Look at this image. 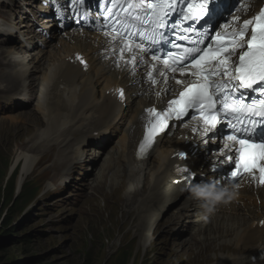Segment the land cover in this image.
Listing matches in <instances>:
<instances>
[{
  "label": "bare ground",
  "instance_id": "bare-ground-1",
  "mask_svg": "<svg viewBox=\"0 0 264 264\" xmlns=\"http://www.w3.org/2000/svg\"><path fill=\"white\" fill-rule=\"evenodd\" d=\"M2 3L8 1L13 2V0H0ZM44 0H42L43 2ZM54 2L55 0H51ZM100 0H89L86 3V7L89 10L91 7H93L95 4L99 3ZM87 12V13H88ZM2 14L6 15L5 11H1ZM50 13H47L45 17H42V19L48 17ZM94 17L96 15H93ZM76 18H78L76 14ZM80 20V19H79ZM49 24L48 30L50 32H53L55 30V25L52 22H47ZM1 34V33H0ZM68 36V37H67ZM9 39H7L8 41ZM5 41L3 37H0V82L5 81L6 86L3 88H0V92L3 94H8L10 97L9 99H12L15 95V97H21L20 101L18 102L17 106L24 103L29 104L31 100L37 95L36 92V81H38L40 78H38V72L41 71L40 66L37 63L32 64V68L28 67L26 64V59L23 58V64L24 69L21 71L14 70L13 66L15 63L19 60L18 57L12 56L11 58L8 56L9 51L6 49L7 46H3L2 43ZM59 42H61L64 47V51H69L70 53L74 50H81L82 52L86 53L89 61H90V69L85 71L82 69L81 66H79L76 63H69V84L73 85L80 79L88 80V79H94L96 77H103L104 79L97 83L96 85H92L90 89H93L95 93V99L101 103V107L103 110V113L106 117V119L103 118L102 122L103 125L106 127H109L107 124L111 125H117V126H124V131H131L135 134H140V126H139V119L138 115L140 112L146 108L151 106L161 107L164 104V96L158 94L157 92H152L147 95H137L132 87L129 86L135 79V75L138 72V70H141L142 67L146 65V58H148V62L154 63V69L163 70L166 71L167 67L161 66V63L157 60H153L150 58L145 52L141 51L140 49H136L134 52V55L136 56V63L135 66L129 64V56H126L122 53L117 54V56L121 57L123 60L124 67H127L128 70H120L115 71L114 73H109L110 66L115 63L113 60L109 58V56L103 57V61H101L100 56L95 53V49L98 47H104L106 49L111 48L112 51H114L118 44L115 41V37H105L102 34H95L93 32H87L83 29H74L70 32H65L63 36L60 38ZM22 50L19 46H14L15 50ZM4 59V60H3ZM136 66H139L140 68L135 69ZM147 67V66H146ZM4 68L10 72V75H1ZM149 72H152L153 69L148 67ZM91 70H94L93 77H89V72ZM118 70V68L116 69ZM30 74V75H29ZM29 75V76H28ZM30 79V82L22 89L16 87L17 84H19L23 79ZM159 81V80H158ZM158 81L155 84V88L152 91L157 90L158 87ZM152 84L151 82L145 81L144 85L146 86L147 91H151L149 89V85ZM114 87L120 88H126L128 89V100L127 104L119 102V100L116 98L115 95H112L111 93H108L107 91L113 89ZM38 88H39V82H38ZM139 91H143V89H137ZM43 93V101H40L37 104V111L33 109H27L28 107L22 106L19 109L27 110V112L21 113L19 116H9L7 117L11 121L12 129L18 128L19 121H22V118H27V123L29 121V117L32 115L34 118L37 119L39 126L37 130L33 131L32 137L35 138L34 140L41 141L43 139H48L49 141H55L57 143H60L64 148L59 150V154L61 156V160L57 161L55 160L53 167L51 171H57L59 169H63L61 172H55L53 173V178L57 181H60L63 177L67 175V172L65 171V168L69 166L68 171L71 173L77 170V166L79 163V155L80 153H84V155H87V157L90 156V152L92 150H89V147L91 145V142H87L88 148L86 149H79L80 143L84 142L89 137L95 136V134H91V129L88 133V135L85 137V139L81 140L80 135L78 134L77 130L80 127H84L86 125V119L90 117L91 115L86 114V108L82 101L79 100V96H76L72 99H70V104H68L67 110H61L58 107H54L50 105L53 103V100L49 97H45L46 93L42 90ZM4 97L0 95V98ZM17 100V99H13ZM17 112V111H15ZM101 113V111H100ZM46 117V120L44 119ZM2 121H5V119H1ZM29 124V123H28ZM102 125V126H103ZM28 127V125L26 126ZM25 127V128H26ZM11 129V130H12ZM12 130V131H13ZM21 130V128H20ZM14 133V132H12ZM22 132H15L17 138L20 136ZM216 135V134H215ZM195 136H198L197 133H184L183 138H175V137H169L165 136L160 138V141L156 145V150L159 146L162 145L164 148L163 151V159L164 164L160 166L159 168H154V164H150V160L147 161V166L143 167L137 164L135 162L131 164L132 158L128 159V162L130 163L129 168L125 167H117L112 172L110 170L113 169L112 161L114 159L118 158V153H112L110 157V161H104L107 163L105 166L102 177L99 182H103L104 180H108L110 174L112 175L113 181L112 184L121 183V180L119 177H121L122 172H125V176L128 177L127 182L129 183V186L126 185V188L128 193V198L130 203L132 204L133 211L135 210L137 213L140 211L141 217L143 220V223L145 224L146 229H143V234L141 237L142 244L144 246L146 245L148 248H151V244L153 242L152 237V230L156 229V227L161 223L159 220L160 217H164L165 214H167V210L169 209L168 206L171 204L174 200L177 199V195L180 197H186L191 196L192 198H188L184 204H187L188 206H184L185 210L179 211H172L171 218H173L172 222H170L171 227L173 224H175L177 221H182V225L179 224L178 227L173 229V232L175 233L176 230H180L183 232V230H186V234L188 230H191V227L195 224L193 220V213H197L199 209H202V215L204 218L201 219L203 223L195 232L194 235H198V231L201 230V228H209L208 232H213V236L217 237V240L219 242H224L223 245L220 246V250H224V248H228L230 250H233V252L228 253H221L219 252V256L217 254V260L213 264H260L258 260H261V250L264 248V228L260 227L259 225L255 224V221L259 219L258 217H262L264 215V193L262 190L258 189L257 191L252 189H241L237 190L236 192H231L229 194H223L224 191V185L225 181L222 180L220 177L221 174L224 172V165L225 160H221L223 154H228L231 150L229 147V140H225L222 138H219L217 136H214L212 138V145L207 141L205 142V147H202V144L204 141H200L201 148L197 151L196 156L198 158H201V151L204 150L207 152V150L214 151V153L207 155L205 157V160L199 163V171H200V184L192 185V192L187 193L184 191H179L178 194L173 189H168V174L174 175L176 171V162L178 161V158L180 157V154H178L177 149L178 148H187L191 145V143L188 144V146H185L187 141L192 140ZM52 137V138H51ZM200 138V136H199ZM30 141L32 138L28 139ZM0 141L1 143H5L6 145H10L12 141L8 138L7 135H5L3 132L0 131ZM135 138H125L122 136L121 141L119 142L120 147L119 150L123 151L124 154H128V152L131 150V148L135 147ZM31 143V142H30ZM35 144H32L29 146V149L27 148L28 144L26 145V142H21V148L22 154L25 156L22 161H18L15 167L12 169V172L15 171L17 173L18 181L19 183V189L18 191L22 194L25 182H27L28 177L35 172V169L41 159L42 155L35 154L31 146ZM42 145V143H39L35 145V148H39ZM78 145L77 150H73L72 152L79 153L76 157L71 156V153H68L67 151L74 146ZM126 146V149L124 148ZM40 149V148H39ZM125 149V150H124ZM97 152H94V158H97L98 151L102 149H95ZM56 151V150H55ZM178 155V158L173 157L174 153ZM54 152H50L51 158ZM56 153V152H55ZM73 157L72 160H75V162L70 161V156ZM75 155V154H74ZM85 157V156H84ZM127 159V157H125ZM211 159V161H210ZM94 162L95 159H93ZM98 160V158H97ZM70 161V163H68ZM19 164V165H18ZM21 164H22V171H21ZM143 165H145L143 163ZM211 165V166H210ZM214 165H217V168H214ZM210 166V167H209ZM150 169L148 170V168ZM110 168V169H109ZM120 170V173H119ZM150 171V172H149ZM47 172V171H46ZM93 172L90 173V176H92ZM159 173H163L165 175L159 176ZM199 174H197L198 176ZM112 180V179H111ZM205 180V182H203ZM51 181V180H49ZM64 182V181H63ZM98 182V183H99ZM65 183V182H64ZM198 183V182H197ZM146 184L149 185V188H146ZM239 183H236L237 185ZM92 185L95 186V184L92 182ZM110 185V184H109ZM64 185L63 187H65ZM72 186V185H71ZM120 185H117L116 187H120ZM57 182H50L49 188L52 191H55V193L58 192ZM62 187V188H63ZM97 186L94 187V190L96 191L98 189ZM55 188V189H54ZM151 188V189H150ZM102 189V188H101ZM114 191H118L117 188L114 189ZM114 191L112 192H97L102 193L104 199H107V196L113 198L112 195H114ZM63 192V191H62ZM107 194H106V193ZM124 192V191H122ZM53 193V192H52ZM119 193V192H118ZM220 193V194H219ZM240 196V199H238ZM119 195V194H118ZM19 196V195H18ZM119 195L118 197H120ZM48 197V196H47ZM121 198V197H120ZM162 198V199H161ZM113 201V200H112ZM115 202V201H114ZM132 211V210H130ZM187 213H191L190 215H187ZM139 215V214H138ZM140 217V218H141ZM200 216H197L196 218L199 219ZM181 223V222H180ZM207 224V225H204ZM212 224V225H210ZM142 226V225H141ZM166 227V228H171ZM183 229V230H182ZM145 231V232H144ZM207 232V230H206ZM141 233V232H140ZM139 233V234H140ZM208 238V236H204L202 239V243L206 245L208 242L205 241ZM216 240V241H217ZM182 242V241H181ZM188 243V242H187ZM195 243V242H194ZM201 243V244H202ZM215 240L213 238L209 239V245L211 247L212 244H215ZM186 243L181 244V246L185 245ZM188 245V244H187ZM184 247V246H183ZM213 247V246H212ZM187 251L191 248L190 247H184ZM209 247H207L204 250H208ZM227 249V250H228ZM212 251V250H211ZM146 252V251H145ZM214 261V260H213Z\"/></svg>",
  "mask_w": 264,
  "mask_h": 264
},
{
  "label": "rangeland",
  "instance_id": "rangeland-1",
  "mask_svg": "<svg viewBox=\"0 0 264 264\" xmlns=\"http://www.w3.org/2000/svg\"><path fill=\"white\" fill-rule=\"evenodd\" d=\"M238 3L239 0L236 1ZM5 86L4 81L0 82V88ZM0 95L9 96L1 92ZM14 98L17 100H13ZM14 98L9 107H16L15 110L7 108L6 112H0V131L12 141L10 145L0 141V264H213L219 260V252H233L228 248L220 250L224 242L220 243L216 236L212 237L213 232H208L210 227L201 228L197 236L192 235L190 238V229L187 234L183 229V232L180 229L174 233L173 229L182 225V221H177L171 227L173 207L167 210L164 217H160L159 220L163 221H160L156 229L153 228L151 248L144 246L141 237L146 227L141 224L143 219L140 211H133L134 207L129 201L128 191L125 189L129 183L125 172L119 177L121 183L112 184L111 174L108 180L94 182L93 166L101 162V159L102 162L106 159L103 157V150H99L93 143L89 147L92 150L90 156L82 153L76 165L77 170L71 173L68 171L69 166L66 167L67 175L60 181L53 178V173L63 169L51 171V162H47L51 156L44 155L48 146L38 149L35 154L42 155L41 159L35 172L25 182L21 194L18 191V172L13 173L12 169L25 157L22 150L26 148H21L22 141L28 144V149L32 144L40 143L32 137L39 123L31 115L29 124L27 118H22L18 123L19 127L13 130L7 117L27 112L19 109L22 106L28 107V110L31 107L24 103L17 106L21 97ZM7 101L8 99H1L0 106H4ZM16 131L22 133L14 138ZM30 138L34 141L28 140ZM60 149L63 146H58L56 153H53L52 162L61 160ZM95 149L99 150L98 160L94 158V152H97ZM71 156L77 155L71 153ZM50 182H57V193L49 188ZM92 182L98 187L96 191ZM120 184L119 188L116 187ZM64 185L66 186L63 187ZM115 188L118 191H114ZM146 188H149L148 184ZM99 191L115 193L113 198L108 195L105 200L102 193H97ZM8 230L10 233H7ZM204 236H208L206 245L202 243ZM210 238L216 242L211 247ZM183 243H186L184 247L191 248L187 251L181 246ZM207 247L208 250H204Z\"/></svg>",
  "mask_w": 264,
  "mask_h": 264
},
{
  "label": "snow or ice",
  "instance_id": "snow-or-ice-1",
  "mask_svg": "<svg viewBox=\"0 0 264 264\" xmlns=\"http://www.w3.org/2000/svg\"><path fill=\"white\" fill-rule=\"evenodd\" d=\"M141 4L144 3V0H140ZM211 0H200L198 5H195L193 0H188L187 11L183 14V20L195 21L200 18L199 14L204 13L208 10V5ZM115 3V0H113ZM128 7L124 8L125 13L129 17H132V13L136 11V6L133 4L132 0H127ZM174 6V0H157V3H152L148 5V8L152 10L153 13H156V10L159 9L160 12L157 14V26L163 28L165 26V19L171 12ZM111 12V9H109ZM114 15H118L114 13ZM135 19H139L138 16ZM236 22L240 25L231 34V39L221 37L219 33L216 35V40L220 42V47L217 48L216 52L210 53L207 55L191 56V53H201V49H185V52L191 57V63L199 69L200 81L195 84H190L186 86L185 91L180 93V98L176 100H171L168 102V107L164 109V114L166 115L169 112L175 114L176 118L179 119L182 115H187L188 110H197L199 105V115L200 118L204 121L206 127L204 129L205 134L207 135L210 130H215L220 121L217 119L218 113L214 110L215 99L212 95V90H221L223 93L224 90L228 89V84L231 81L235 80L240 83V86L246 89L259 90L261 93H264V8L254 16L252 19H245L240 21L239 18H235ZM120 23L119 20L116 21ZM124 32L126 36H131L132 33L127 30V27H124ZM138 37H143L145 40H151L150 36H146L143 32H137ZM224 43H229L231 48L223 47ZM210 47V46H209ZM237 48H246L247 50L242 52L238 58V64L233 66V69L229 70V57L231 53L235 52ZM127 49L131 52L133 49H140L141 51L147 53L149 49L144 48L143 44H132L125 43L124 46L120 49L123 52ZM223 53H228V55H223ZM136 56H132L131 63L133 67L136 63ZM153 60L159 59V57L152 56ZM217 62V68L210 70L204 65L207 62ZM183 64V61H174ZM203 62V63H202ZM165 65H169L168 60H164ZM171 71H176L175 68H171ZM180 71L183 73L184 68L181 67ZM151 77V73H148ZM163 75V73H161ZM191 75H197L196 71L191 72ZM212 77H227L228 80L223 79L213 80ZM155 82V81H153ZM177 83H182V81H177ZM254 85L256 88H254ZM121 96H123V90H120ZM227 96H225V100ZM222 107L226 110L225 114L229 115L233 112L241 111L239 105L236 107H229L227 103H223ZM253 109H255V104H253ZM210 110V111H207ZM150 113L156 114L155 109H149ZM254 115H260L264 118V100L260 101V111H254ZM193 119L196 117L193 116ZM167 128V118L153 124L148 129V134L144 137V143L140 145L141 150L146 146H150L153 142L154 137L160 132L164 131ZM195 130V129H194ZM261 140H264V134L259 137ZM229 140L236 141L237 137L230 135ZM207 142V141H205ZM239 144L241 149L239 150L240 157L243 158L247 155V150L249 148H258L260 151L256 155L249 156L247 162L244 165V171L251 173L255 167V160L257 157L264 159V143L254 145L250 144L248 140L240 139ZM236 171L232 172L233 177L241 175L240 163L239 160L236 162ZM261 179L264 181V167L260 168Z\"/></svg>",
  "mask_w": 264,
  "mask_h": 264
},
{
  "label": "trees",
  "instance_id": "trees-1",
  "mask_svg": "<svg viewBox=\"0 0 264 264\" xmlns=\"http://www.w3.org/2000/svg\"><path fill=\"white\" fill-rule=\"evenodd\" d=\"M10 230V229H9ZM9 230L7 231V233H10ZM13 231V230H12Z\"/></svg>",
  "mask_w": 264,
  "mask_h": 264
}]
</instances>
